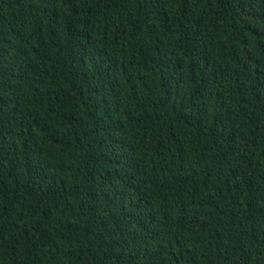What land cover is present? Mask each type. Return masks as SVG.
I'll return each mask as SVG.
<instances>
[{
    "label": "trees",
    "instance_id": "16d2710c",
    "mask_svg": "<svg viewBox=\"0 0 264 264\" xmlns=\"http://www.w3.org/2000/svg\"><path fill=\"white\" fill-rule=\"evenodd\" d=\"M0 264H264V0H0Z\"/></svg>",
    "mask_w": 264,
    "mask_h": 264
}]
</instances>
